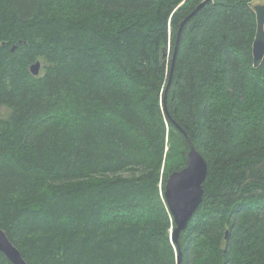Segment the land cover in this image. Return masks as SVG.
I'll return each instance as SVG.
<instances>
[{
	"label": "trees",
	"instance_id": "16d2710c",
	"mask_svg": "<svg viewBox=\"0 0 264 264\" xmlns=\"http://www.w3.org/2000/svg\"><path fill=\"white\" fill-rule=\"evenodd\" d=\"M203 1L0 0V228L28 264H264L255 6ZM191 143L204 199L175 242Z\"/></svg>",
	"mask_w": 264,
	"mask_h": 264
},
{
	"label": "water",
	"instance_id": "95a60500",
	"mask_svg": "<svg viewBox=\"0 0 264 264\" xmlns=\"http://www.w3.org/2000/svg\"><path fill=\"white\" fill-rule=\"evenodd\" d=\"M209 1H203L198 9L204 7ZM257 17V30L253 43L254 66L259 67L264 60V4L255 5ZM188 19V18H187ZM185 22V21H184ZM183 22V23H184ZM182 23V24H183ZM16 46H13L12 51ZM177 46L173 55L175 60ZM170 56V50L167 47L162 48L161 60L167 61ZM33 75L38 76L42 69L41 60H37L31 66ZM187 165L181 169L172 172L166 179L164 198L177 227L173 231L172 237L175 242L178 241L179 233L185 229L196 213L204 199V181L208 174V163L205 157L191 143L188 153ZM177 178H182L183 195L177 201L174 193ZM0 252L5 254L12 264H28L20 249L10 240L7 233L0 228ZM182 262V253L179 252L178 264Z\"/></svg>",
	"mask_w": 264,
	"mask_h": 264
},
{
	"label": "snow or ice",
	"instance_id": "6c2138e0",
	"mask_svg": "<svg viewBox=\"0 0 264 264\" xmlns=\"http://www.w3.org/2000/svg\"><path fill=\"white\" fill-rule=\"evenodd\" d=\"M182 184H183L182 178H177L176 185H175V188H174V193H175V196L177 198V201H179V199L183 195Z\"/></svg>",
	"mask_w": 264,
	"mask_h": 264
},
{
	"label": "rangeland",
	"instance_id": "374dc122",
	"mask_svg": "<svg viewBox=\"0 0 264 264\" xmlns=\"http://www.w3.org/2000/svg\"><path fill=\"white\" fill-rule=\"evenodd\" d=\"M257 4H264V0H253V5H257ZM42 63V67H43V61H41Z\"/></svg>",
	"mask_w": 264,
	"mask_h": 264
}]
</instances>
